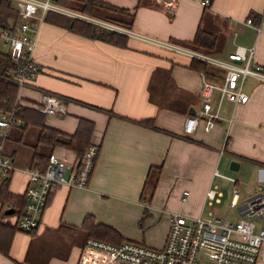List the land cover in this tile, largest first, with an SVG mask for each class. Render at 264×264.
Listing matches in <instances>:
<instances>
[{"label":"crops","instance_id":"0c3cea01","mask_svg":"<svg viewBox=\"0 0 264 264\" xmlns=\"http://www.w3.org/2000/svg\"><path fill=\"white\" fill-rule=\"evenodd\" d=\"M82 1L57 3L77 12ZM166 2L96 0L88 14H79L220 59L236 46H254L253 62L264 68V0H210L207 7L200 0H178L172 7ZM52 14L56 13L48 17ZM248 18L251 25L245 23ZM198 31L215 37L212 50L190 46ZM125 36L121 47L46 20L40 24L32 53L38 74L33 86L17 90L22 107L36 114L26 117L29 123L17 117L19 125L3 142L4 152L18 168L7 190L22 196L28 184L22 169L41 170L51 153L66 165V172L75 169V151L37 143L40 125L72 135L79 120H86L93 126L89 142L99 152L86 188L56 185L33 231L17 230L19 214L5 215L10 206L0 204V222L13 228L7 255L0 252V264H79L85 240L91 238L80 229L86 216L115 230L123 241L161 247L170 212L190 218L227 214V207L219 213L225 194L215 183V172L222 174L218 168L223 154L264 160V132L256 130L264 125V83L250 79L244 86L247 103L222 107V117L232 119L230 125L220 120L206 133L200 124L185 136L184 120L201 104V71L193 70V59L183 53ZM43 93L62 98L66 113L47 115L27 105L38 104ZM256 187L262 189L245 188L243 195L238 193L240 199ZM213 188L221 193L218 202L206 199ZM257 264H264V245Z\"/></svg>","mask_w":264,"mask_h":264},{"label":"built area","instance_id":"2783aa9c","mask_svg":"<svg viewBox=\"0 0 264 264\" xmlns=\"http://www.w3.org/2000/svg\"><path fill=\"white\" fill-rule=\"evenodd\" d=\"M16 6V18L9 24L0 25V52L17 57L16 65L6 72L4 79L18 89L33 86L38 74V66L32 53L34 37L48 13H56L69 18L83 20L103 29L125 35L137 36L142 41L151 42L164 48L183 53L188 57L206 64L213 69L212 78L201 71V104L194 113L184 120L182 133L192 135L200 126L210 132L217 121L231 118L222 117L223 101L233 106L248 101L244 86L247 79L264 83V68L253 62L254 46H236L226 59L196 49L178 47L167 42L146 36H139L114 24L93 20L75 11L58 5V0H8ZM178 0H167L168 7ZM207 7L210 0H200ZM248 18L245 23L251 25ZM25 103L16 94L10 109L0 108V187L6 185L11 175L18 170L14 159L3 150V142L10 129L19 125L16 116L18 108ZM47 115H64L66 106L62 98L43 93L38 104L27 102ZM99 147L90 143L85 147L75 169L66 172V165L54 154H49L46 165L41 170L22 169L28 176L24 192L25 206L19 214L15 227L22 232L37 228L39 218L45 210L49 195L56 185H66L80 189L86 188L93 172ZM215 175L220 176L217 172ZM231 180L228 177H224ZM221 193L213 188L206 192L209 202L219 201ZM235 209L236 221L227 214L212 218H190L179 212L168 214V231L164 244L154 248L135 241L125 240L113 244L94 238L85 240L79 264H257L259 252L264 245V192L256 187L248 191L245 199H240L236 190L230 193L227 210Z\"/></svg>","mask_w":264,"mask_h":264},{"label":"trees","instance_id":"16d2710c","mask_svg":"<svg viewBox=\"0 0 264 264\" xmlns=\"http://www.w3.org/2000/svg\"><path fill=\"white\" fill-rule=\"evenodd\" d=\"M95 3L96 0L82 1L83 8L81 11L88 14L95 6ZM86 9H88V11H86ZM48 15L49 13L46 15V21L54 25L64 27L75 34L91 39L105 41L121 47H124L126 44L127 37L121 33L103 29L83 20L73 19L59 14H52L50 17H48ZM2 16H4V19L8 17H16L15 11H13L7 0H0V25H5V21L4 19L2 20ZM190 44L193 48L210 51L215 46V37L202 31H198ZM16 63L17 57L15 55L0 52V108L4 107L5 109H10L12 101L17 94V88L14 84L4 79L6 72L13 68ZM190 67L195 71H204L208 77L213 74L212 71L207 70L206 64L195 59L192 60ZM31 114L36 113L30 109L20 107L17 110L16 116L20 119L22 118L25 123H29L30 121H26V117ZM85 121L79 120L77 128L72 135H66L53 128L40 125L37 143L51 149L55 147L69 148L75 151L76 155L80 157L85 147L90 144L89 141L93 128L92 124ZM33 156L35 157V155ZM25 203L26 200L24 194L22 196L13 195L8 192L7 185L0 187L1 205L6 204L10 206V208L14 209V213L20 214L25 206ZM80 229L85 232L87 237L113 244H118L123 241L120 238V235L112 228L103 224H95L91 216H86L84 218ZM12 233L13 228L0 222V252L3 255H7L8 253Z\"/></svg>","mask_w":264,"mask_h":264},{"label":"rangeland","instance_id":"374dc122","mask_svg":"<svg viewBox=\"0 0 264 264\" xmlns=\"http://www.w3.org/2000/svg\"><path fill=\"white\" fill-rule=\"evenodd\" d=\"M10 6L12 7V9H14L13 1H11ZM77 12L81 13V11L78 10ZM9 18L10 17L4 19V16H2V20L4 19L5 21V22L3 21L4 23L9 22L10 21ZM7 51H8L7 49L2 48V52H7ZM249 83H250V79H247L245 86L249 85ZM230 104L231 103H229L227 100H224L223 108L224 109L227 108ZM223 108H222V112H223ZM256 130L263 133L264 125L263 127H257ZM233 161L237 162L238 164L240 163V167L236 171L230 169V163ZM218 170L220 173H222L220 175L228 176L231 178V180H227L219 176L215 180V183L218 184L220 190H222L225 194L222 205L217 206L220 208L219 213L221 215H223L226 210L228 204V198L233 188H236L238 193L240 195H243L245 188L259 185L262 187L264 192V160H258L257 162H255L252 159H248V158L244 159L240 156H235V155L231 156L225 153L220 157V167L218 168ZM227 217L230 220L236 221L238 219V214L236 213L235 209H229L227 212ZM7 218H11V217L7 216ZM146 244L151 245V247L154 246V248H159V246H156L154 244H149V243Z\"/></svg>","mask_w":264,"mask_h":264},{"label":"water","instance_id":"95a60500","mask_svg":"<svg viewBox=\"0 0 264 264\" xmlns=\"http://www.w3.org/2000/svg\"><path fill=\"white\" fill-rule=\"evenodd\" d=\"M193 113H194V111H193V109H191L189 111V114L192 115ZM238 168H239V164L237 162L233 161V162L230 163V169L231 170L236 171V170H238ZM13 212H14V209L8 208L7 210L4 211V214L5 215H10V214H13Z\"/></svg>","mask_w":264,"mask_h":264}]
</instances>
